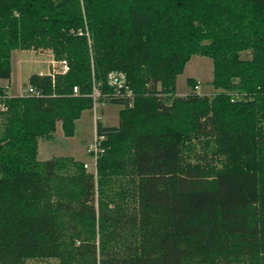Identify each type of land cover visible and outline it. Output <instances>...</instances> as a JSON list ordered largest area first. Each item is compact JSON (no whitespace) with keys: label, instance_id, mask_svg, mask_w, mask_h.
<instances>
[{"label":"trees","instance_id":"trees-1","mask_svg":"<svg viewBox=\"0 0 264 264\" xmlns=\"http://www.w3.org/2000/svg\"><path fill=\"white\" fill-rule=\"evenodd\" d=\"M17 49L68 70L32 74L40 95L0 84V264H264V0H0V80ZM193 55L220 91L189 77L177 94ZM95 84L122 104L118 125L97 121L96 171L39 160Z\"/></svg>","mask_w":264,"mask_h":264},{"label":"rangeland","instance_id":"rangeland-1","mask_svg":"<svg viewBox=\"0 0 264 264\" xmlns=\"http://www.w3.org/2000/svg\"><path fill=\"white\" fill-rule=\"evenodd\" d=\"M13 59V74L11 79L0 80L2 84H8L10 93H24L25 88L29 86V78L32 74L40 71L47 72L53 68L52 61H55L57 70L65 68L66 60H59L55 57L52 49H17L12 53ZM245 57L247 52H243ZM68 65V64H67ZM115 73V71L111 72ZM189 77L199 79L197 90L201 94H214L220 89H217L212 83L213 78V60L210 57L202 55H193L188 61L185 71L179 75L177 81V92L183 94L186 91L190 92L191 88L187 83ZM122 104L106 103L98 110V115L102 116V121L106 124H117L119 120V111ZM104 110V111H103ZM97 117V113L93 109L86 110L83 113L81 120L77 123L76 136H66L63 132L61 121L58 122L56 131L52 139H40L38 158L41 161L51 159L54 156H77L76 159L88 162L89 170L94 169L95 159L88 152L87 134L92 129V123ZM101 121V122H102ZM90 125L88 126V123ZM74 151V152H73ZM77 151V152H76Z\"/></svg>","mask_w":264,"mask_h":264},{"label":"built area","instance_id":"built-area-1","mask_svg":"<svg viewBox=\"0 0 264 264\" xmlns=\"http://www.w3.org/2000/svg\"><path fill=\"white\" fill-rule=\"evenodd\" d=\"M83 4V0H81ZM53 63V68L50 70V74L52 76H55L56 73L58 72H66L68 70V65H65V68L63 66V69L57 70V66L55 64V61H52ZM109 84L113 86V96L115 97H125V98H130V105H134V93L132 88L127 82L126 76L124 73L121 72H115L110 75V78H108ZM75 92H78V87L75 86L74 88ZM41 94V90H38L36 87L29 85L27 88H25L24 93L21 94ZM10 95H13L9 92ZM20 95V94H19ZM107 93H103L101 88L98 85H94L93 91L91 93V96L93 97V111L97 113V117L95 118V121L97 122L101 116L98 115V110L100 107L105 105L106 103L101 100L102 97L107 96ZM0 106H2L3 109L6 107L0 103ZM104 139V136L99 134L97 131L94 135V138L90 142L88 146V152L92 155V157L95 159V165H94V171H96V161L99 157V155L104 151V148L102 146V140ZM86 168H90V165L88 163H85Z\"/></svg>","mask_w":264,"mask_h":264},{"label":"crops","instance_id":"crops-1","mask_svg":"<svg viewBox=\"0 0 264 264\" xmlns=\"http://www.w3.org/2000/svg\"><path fill=\"white\" fill-rule=\"evenodd\" d=\"M14 52V51H13ZM13 56V55H12ZM12 66H13V59H12ZM50 70H51V65H50V68L48 69V71L47 72H44V71H40L39 72V74L40 73H42V74H45V73H49L50 72ZM12 74H13V70H12ZM11 77H12V75H11ZM196 78V77H195ZM11 79V78H10ZM10 79H2V80H10ZM197 79V78H196ZM197 80H199V79H197ZM1 85H3V86H7L8 84H2V83H0ZM8 91L10 92V89L8 88ZM187 93H189L188 91H186L185 93H183V94H179L178 92H177V94L178 95H186ZM11 94H13V95H19V93H15V92H12ZM104 111V110H103ZM83 116V115H82ZM82 118V117H81ZM81 118L76 122V128H77V123L81 120ZM119 118V117H118ZM100 120L102 121V116H101V118H100ZM103 122V121H102ZM118 123H119V120H118ZM118 123L117 124H106L105 122H103V124L104 125H107V126H112V125H118ZM90 125V122L88 123V126ZM77 131V130H76ZM96 131H97V122L95 121V119H94V122L92 123V129H91V131L89 132V134H87V139L85 140L86 142H87V144H89L91 141H92V139L94 138V135H95V133H96ZM77 135V132L75 133V135L74 136H76ZM73 136V137H74ZM74 152V151H73ZM77 152V151H76ZM73 154V157L74 158H77V156L76 155H74V153H72ZM85 162V161H84Z\"/></svg>","mask_w":264,"mask_h":264}]
</instances>
